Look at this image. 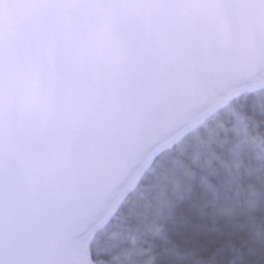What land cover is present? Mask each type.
Wrapping results in <instances>:
<instances>
[{"label":"clouds","instance_id":"obj_1","mask_svg":"<svg viewBox=\"0 0 264 264\" xmlns=\"http://www.w3.org/2000/svg\"><path fill=\"white\" fill-rule=\"evenodd\" d=\"M262 82L264 0H0V264H80L126 150Z\"/></svg>","mask_w":264,"mask_h":264},{"label":"snow or ice","instance_id":"obj_2","mask_svg":"<svg viewBox=\"0 0 264 264\" xmlns=\"http://www.w3.org/2000/svg\"><path fill=\"white\" fill-rule=\"evenodd\" d=\"M105 194L111 217L80 264H264V82L136 140Z\"/></svg>","mask_w":264,"mask_h":264}]
</instances>
